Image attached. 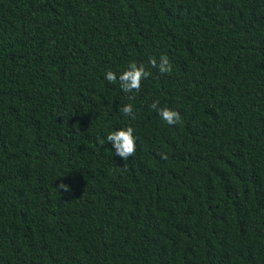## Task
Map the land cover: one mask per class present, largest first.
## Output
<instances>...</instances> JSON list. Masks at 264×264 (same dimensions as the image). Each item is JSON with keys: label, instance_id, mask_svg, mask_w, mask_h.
Wrapping results in <instances>:
<instances>
[{"label": "trees", "instance_id": "trees-1", "mask_svg": "<svg viewBox=\"0 0 264 264\" xmlns=\"http://www.w3.org/2000/svg\"><path fill=\"white\" fill-rule=\"evenodd\" d=\"M0 264H264V0H0Z\"/></svg>", "mask_w": 264, "mask_h": 264}, {"label": "clouds", "instance_id": "clouds-1", "mask_svg": "<svg viewBox=\"0 0 264 264\" xmlns=\"http://www.w3.org/2000/svg\"><path fill=\"white\" fill-rule=\"evenodd\" d=\"M149 64L152 68L158 69L161 74H168L172 71V64L168 56L163 55L159 57V62L156 57H150ZM152 75L148 71L144 64H138L135 61L130 62L126 69L119 75L112 70L107 71L105 74V79L110 84H115L119 82L121 91L127 94L138 93L141 89L142 82ZM133 96H129V99H133ZM150 108L157 112L159 117L166 122L168 125L173 126L180 122V114L169 108L159 107V101H154ZM124 116L129 117L132 120L136 119V113L134 112L133 105L131 103L126 104L118 108ZM75 132H79V125H73ZM107 142L110 143L114 149V154L119 156L123 160H128L130 157L136 154V137L134 136L133 127L129 126L125 129H120L116 131H111L106 137ZM102 144L103 141H100ZM162 159H167L166 154H158ZM57 189H63L64 192H70L69 186L60 183L57 185Z\"/></svg>", "mask_w": 264, "mask_h": 264}]
</instances>
